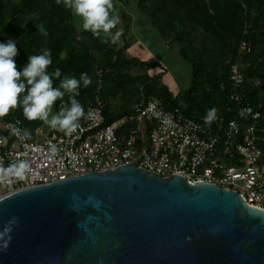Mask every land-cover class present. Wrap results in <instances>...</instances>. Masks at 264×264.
I'll return each mask as SVG.
<instances>
[{"label": "water", "instance_id": "water-1", "mask_svg": "<svg viewBox=\"0 0 264 264\" xmlns=\"http://www.w3.org/2000/svg\"><path fill=\"white\" fill-rule=\"evenodd\" d=\"M0 264H264V209L131 160L2 194Z\"/></svg>", "mask_w": 264, "mask_h": 264}, {"label": "trees", "instance_id": "trees-1", "mask_svg": "<svg viewBox=\"0 0 264 264\" xmlns=\"http://www.w3.org/2000/svg\"><path fill=\"white\" fill-rule=\"evenodd\" d=\"M136 6L157 38L167 46L175 45L177 54L189 63L190 80L185 89L176 93L147 72L160 66L157 61L128 56L127 14L124 17L129 19L121 29L122 44H112L77 30L71 12L55 0H0V43L16 42L18 54L14 60L19 71L28 56L49 49L52 63L48 72L58 68L61 73L53 80L54 87L65 76L79 79L81 73H87L91 83L81 86L76 99L86 115L89 107L98 106L104 124L131 117L134 105L143 97L158 100L164 109L203 124H207L205 117L211 109L216 110L214 117L237 118L238 105L248 102L260 112V131L264 130V0H136ZM40 25L46 36L37 31ZM240 40L247 41L251 48L243 55V81L235 88L229 68ZM60 104L57 100L53 113ZM1 120L14 121L19 128L27 129L29 140L36 129L40 134L56 132L42 121L27 120L19 106ZM85 121L82 118L80 123ZM133 126L128 118L119 130L130 131ZM0 135L8 137L2 127ZM258 144L264 149V143Z\"/></svg>", "mask_w": 264, "mask_h": 264}, {"label": "built area", "instance_id": "built-area-1", "mask_svg": "<svg viewBox=\"0 0 264 264\" xmlns=\"http://www.w3.org/2000/svg\"><path fill=\"white\" fill-rule=\"evenodd\" d=\"M250 44L240 40L230 64V80L237 88L243 81V55ZM238 100V95L233 92ZM71 134L52 132L18 140L11 134L14 121H0L8 137L0 135V158L5 167L18 159L27 160L31 172L23 179L0 181V193L28 187L92 170L114 169L131 160L137 166L163 176L179 174L192 181H207L239 192L249 204L264 209V143L260 112L248 102L239 104L237 118L214 117L203 124L191 117L164 109L158 100L140 97L131 117L122 116L104 124L98 106ZM134 126L121 132L122 123ZM135 120V121H134ZM261 128V129H260ZM118 133V134H117ZM51 144L60 149L49 157Z\"/></svg>", "mask_w": 264, "mask_h": 264}, {"label": "clouds", "instance_id": "clouds-1", "mask_svg": "<svg viewBox=\"0 0 264 264\" xmlns=\"http://www.w3.org/2000/svg\"><path fill=\"white\" fill-rule=\"evenodd\" d=\"M57 5L63 6L71 12L77 20V30L90 32L93 37L104 42L122 44L120 36L122 30L113 33L120 19L113 14V0H55ZM37 31L45 36L47 32L43 25ZM18 54L16 42L8 40L0 43V118L6 116L11 109L21 107L24 117L29 120L42 121L50 130L71 134L80 127V120L87 118L83 106L76 99L80 94L81 86L87 87L91 78L87 73H81L79 79L74 76H65L59 79L58 87L53 86V80L60 78V69L49 73L52 63L51 51L41 50L39 55L27 57V63L22 71L17 70L14 57ZM24 95L21 98V94ZM67 96V100L64 97ZM61 101L59 110L53 113L56 101ZM215 109L209 110L205 123H210L215 116ZM11 134L18 140L29 139L31 133L27 129L12 126ZM60 149L51 144L48 149L49 157H54ZM31 172V165L27 160L18 159L5 167L0 158V181L9 178L23 179ZM15 218L10 221L14 223ZM9 231L8 228L4 232ZM6 246V243H5Z\"/></svg>", "mask_w": 264, "mask_h": 264}, {"label": "rangeland", "instance_id": "rangeland-1", "mask_svg": "<svg viewBox=\"0 0 264 264\" xmlns=\"http://www.w3.org/2000/svg\"><path fill=\"white\" fill-rule=\"evenodd\" d=\"M114 13L119 16L120 23L111 31L115 33L123 29L124 23L130 17V27L128 31V56L145 60L157 61L159 67L145 71L155 74L163 84L167 85L172 91L178 92L189 85L190 66L182 59L176 51V46H167L159 40L151 31L150 25L145 16L137 9L136 0H127L126 3L113 0ZM127 14L128 19L124 17ZM74 25L77 28V20L74 18ZM100 41L101 39L98 38ZM1 189V188H0ZM2 193H0V196Z\"/></svg>", "mask_w": 264, "mask_h": 264}]
</instances>
